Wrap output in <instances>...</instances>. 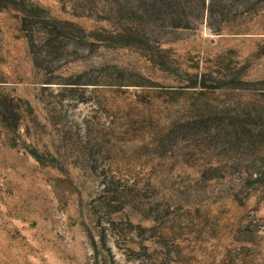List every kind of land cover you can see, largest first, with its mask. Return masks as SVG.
Here are the masks:
<instances>
[{"label":"rangeland","instance_id":"1","mask_svg":"<svg viewBox=\"0 0 264 264\" xmlns=\"http://www.w3.org/2000/svg\"><path fill=\"white\" fill-rule=\"evenodd\" d=\"M0 264H264V0H0Z\"/></svg>","mask_w":264,"mask_h":264}]
</instances>
